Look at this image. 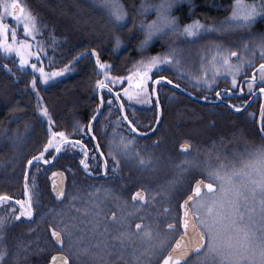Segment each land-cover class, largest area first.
<instances>
[{
  "label": "snow or ice",
  "instance_id": "obj_1",
  "mask_svg": "<svg viewBox=\"0 0 264 264\" xmlns=\"http://www.w3.org/2000/svg\"><path fill=\"white\" fill-rule=\"evenodd\" d=\"M108 6L114 8L116 19L123 21L127 13L120 4L108 0ZM264 15V0H250L242 2L236 0L234 11L231 18H225L220 25L201 24L194 21L192 24L185 25L183 33L186 36L196 35V30L204 32L215 31L218 33L249 30L257 20V17ZM5 17H13L18 24H23V33L31 39H18L17 28L5 23ZM167 19V18H166ZM44 27L38 17L29 10L20 0H0V52L5 55L14 54L18 57L20 70L30 67L33 71L30 82L26 85L36 94L37 99H42L39 95L38 79L35 73L39 74V80L44 84L53 77L63 75L69 71V61L62 69L46 71L42 66L41 57L44 53L43 41L36 40L37 34ZM151 31V28H150ZM9 33L11 40L8 39ZM35 41V45L33 44ZM35 46L36 50H33ZM218 48L220 45H216ZM244 53L239 56L237 52L223 50L217 53L214 60L219 67H214L213 77L221 69L224 73L230 74L231 84L237 85V75L240 74L245 66L251 67L252 57L257 50L260 53L262 62L256 67H252V77L246 78L248 91L251 93L256 84V73L259 74V81L264 84V32L249 33L248 40L242 42ZM246 53V54H245ZM93 55L96 57V64L103 70L106 68L101 63L99 54L95 48L85 49L83 55ZM41 61V66L31 62L30 58ZM232 57H236L234 61ZM76 58L74 57L73 60ZM171 64L180 67V56L176 49L163 55L152 56L149 59L141 60L134 70L125 77H108L105 72V80H97L98 89H107L110 96H114L119 101V109L129 127L130 134L135 136H145L141 133L132 119H129L124 112L125 101L120 99L121 93L127 101L138 103H150L155 99L158 114L154 123L159 125V96L155 92V85L167 82L166 76H156L153 80L150 72L160 65ZM9 72L12 70L8 65H3ZM15 75V73H12ZM127 80L128 87L115 91L111 85L118 81ZM197 81L203 80L207 87L212 86V80L206 77L197 76ZM152 81L153 89L149 91L146 87ZM179 88V85H176ZM241 92L244 88L239 89ZM227 91L231 92L229 88ZM264 95V87L256 89ZM216 97L221 96V92H216ZM206 100L207 97H204ZM101 101L103 96L101 95ZM247 103V102H245ZM111 104V100L109 101ZM229 106L239 110L236 104ZM39 112L48 118L47 142L43 144L42 150L36 155L26 159L22 168L23 192L22 199L6 193L0 194V205L12 203V208L18 210L0 215V264H21L22 259H26L31 251L28 245L18 242L13 248L6 243L7 231L15 221H20L24 217L29 222L34 214L33 205L40 206L38 185L36 174L41 170V165L52 167L53 161L59 158L58 154L62 149L69 146L82 150L85 159L80 160V164L85 170L89 169L87 158L89 151L82 140L71 138L64 131H53V121L46 106H41ZM99 112V108L97 109ZM97 116H92L90 120H96ZM214 126V125H212ZM78 127H80L78 125ZM87 135L94 141L95 133L92 132L91 122L87 126ZM157 129L150 127L149 131L155 134ZM259 132L264 136V105L260 109ZM115 128L113 132L115 133ZM154 146H158L154 142ZM181 151L185 154L191 152V144L181 143ZM94 149L99 151V156L103 160L98 173L93 175L104 176L107 178L109 172H115L119 168V160L113 154L116 150L122 157L134 160L140 168L151 169L156 163V159L149 156L145 159L140 151L135 147L133 139L120 137L116 143L108 144L107 156L100 151L97 141ZM48 154L47 158L45 154ZM95 159V153L93 154ZM112 160L109 166L108 160ZM219 159V157H218ZM182 163L191 166L194 170H203L205 177L196 179L193 175L188 180V187L177 188V180L169 182L167 189L163 190V195L172 193L176 199V216L172 217V222L167 223L163 231L160 230L158 222L147 221L132 223L131 213L125 215L121 213L118 217L115 212L106 218L105 221L97 219L101 216V210L95 200L85 201L84 216H91L92 219L78 220L70 218L64 220L61 217L57 220V227H50L51 246L59 247L60 252L51 255L49 264H117L119 260L127 257L128 264H264V144L256 145L251 149H246L243 153H234L231 156L225 155L215 166L209 163H202L195 159L185 160ZM34 169L31 173L30 170ZM187 171L181 168L183 174ZM52 191L57 200L61 198L75 199L71 191L66 192L63 183V173L52 172ZM61 177L60 183L55 179ZM194 182V183H193ZM175 190V191H174ZM99 191V189H97ZM91 195V194H89ZM132 200L134 203L145 201V195L141 191H136ZM79 211V210H77ZM52 219H56L52 216ZM108 222L117 225L116 235H112L108 228ZM122 229V230H121ZM133 237L139 241L133 242ZM25 256H21V252Z\"/></svg>",
  "mask_w": 264,
  "mask_h": 264
},
{
  "label": "flooded vegetation",
  "instance_id": "obj_2",
  "mask_svg": "<svg viewBox=\"0 0 264 264\" xmlns=\"http://www.w3.org/2000/svg\"><path fill=\"white\" fill-rule=\"evenodd\" d=\"M9 18L11 21H16L11 17ZM232 34L233 32L226 33L227 36H232ZM186 50L185 47L180 50L181 61L178 69L161 65L160 69L150 72L153 80L156 76H166L168 80L173 82L172 84L162 82L154 86L155 92L159 96V115L161 120L159 125L154 123L158 114L154 98L151 99L150 103L141 104L135 101H127L121 93L120 99L125 101L124 112L137 125L141 133H147L145 136L137 135L133 137L119 109V101L114 96H110L107 89H98L96 87V81L102 80L104 73H102L103 70H97L94 64L96 75L94 74L93 76L95 92L94 97H92L93 101L84 102L83 110L80 112H70L69 116H62L59 120V126L53 127V131H64L71 138L82 140V143L87 146L89 151L87 161L90 167L87 170L83 168L80 164V160L85 159L82 155V150L71 146L62 149V153L58 154L59 158L53 161L54 166L41 165V170L36 174L40 206L33 205L34 214L30 222L21 217L20 221L13 222L7 231L6 243L10 248H13L18 242H23L31 249L26 259H22L21 264H49L51 255L61 251L59 247L53 248L51 246L50 227H57V230H59L56 221L61 217L64 220L76 218L85 222H87V219H92L91 216L87 218L84 216L85 201L91 202V200H95L101 210V216L97 219L102 222L113 212L118 217L121 213L125 215L131 213L133 224L142 222V220L144 222L151 220L158 222L160 230L163 231L166 224L172 222V217L176 216V199L172 193L164 196L163 190L167 189L169 182L174 179L178 181L177 188L181 186L187 188L189 180L188 178L186 179L187 171L183 175H175L167 173L166 169L178 165L179 169H191L188 172L190 176L195 173L196 170L189 165L186 168V164L182 162L192 159L201 160L199 152V149L203 146L201 144L203 140L201 134H213L216 136L213 140H217L216 126L224 118V114L227 116L226 121L229 125L227 127L229 131H227L228 140L230 141L227 144V149L234 147L230 134L237 130L254 134L253 146L264 144V136L258 130L260 109L261 105H264V95L256 91L259 87H264V84L260 83L258 72L256 73V84L251 93L248 91L246 83V78H250L253 75L252 67H256L262 62L260 53L258 52L259 56L255 55L251 58V67L246 65L244 70L237 75V85L233 86L230 74L224 73L222 69L216 72L213 77L214 67H219L214 60L217 55H203L204 50L217 54L220 51L228 50V48L196 47L188 49L197 53V56H188V59H193V63L188 69L186 67ZM231 51L237 52L238 56L241 54L238 50ZM241 51L244 52V49ZM232 59L235 61L236 57H232ZM204 60L210 61L211 64H204ZM202 68L205 69L204 72H201ZM45 70L52 71L47 68ZM64 74L63 76H65ZM197 76L212 80V86H205L203 80L197 81L195 79ZM56 80L58 79L55 78L54 81ZM38 83V87H40L50 86L52 82L42 85V81L39 80L38 76ZM124 85L125 83L123 86L120 83L118 85L116 83L114 87H111L115 91H120L125 87ZM176 85L180 87L177 88ZM146 87L151 91L153 89L152 81H149ZM241 87L244 88L243 92L239 90ZM229 88L232 89L231 92L227 91ZM217 91L221 92L219 98L215 95ZM101 95L103 96V101H101ZM204 97H207V99L205 100ZM110 100L111 104H109ZM229 101L231 104H236L239 110L232 109L229 106ZM98 108L99 112H97ZM58 114L61 115L59 112ZM39 115L43 117L41 113ZM94 115L97 116V119L90 120ZM90 122L92 125L91 130L96 136L95 141L87 135V126ZM238 122L244 125H236ZM150 127L157 129L155 134L149 131ZM114 128L116 130L115 133L113 132ZM45 130L48 137L50 134L48 128ZM122 136L133 139L136 149L140 151L145 159L149 156L156 159L154 166L151 169H142L134 160L122 157L113 149V154L120 162L118 170L109 172L107 178L93 175L92 173L100 171V165L103 163L99 156V151L94 149V144L98 141L100 151H103L107 156L109 151L108 144L118 142ZM154 142L158 146H154ZM181 143L191 144V152L185 154L179 151ZM94 153L95 159L92 158ZM45 155L47 158L48 154L46 153ZM108 164L109 166L112 165L111 159L108 160ZM155 167L159 168L157 171L158 173L160 172L159 174H155ZM57 170L65 172L67 178L65 191H71L73 196L76 197L75 199L62 198L57 200L54 197L49 175ZM172 171L174 172V170ZM200 177L204 178V176H197L196 179ZM136 191L143 192L145 195L144 202L139 204L133 202L132 196ZM22 192L23 185L22 190L15 192L13 196L16 199H22L24 198ZM15 210H18V206L13 209L11 202L0 205V215ZM52 216H55L56 219H52ZM108 228L111 230L112 235L117 234L116 224L108 222ZM133 242L139 243L135 237H133ZM21 256H25L23 251ZM117 264H128L127 257L119 260ZM150 264H154V261L150 262Z\"/></svg>",
  "mask_w": 264,
  "mask_h": 264
},
{
  "label": "trees",
  "instance_id": "obj_3",
  "mask_svg": "<svg viewBox=\"0 0 264 264\" xmlns=\"http://www.w3.org/2000/svg\"><path fill=\"white\" fill-rule=\"evenodd\" d=\"M121 1L128 14L123 22L116 19L113 10L110 12L97 0H20V3L25 4L44 26L37 34L38 40L43 41V67L49 70L62 69L81 51L95 48L104 64L106 66L110 64L109 68L103 69L102 73L107 72L109 78L113 76L126 78L138 62L146 59L145 53L136 46L137 39L143 34L142 29L141 33H137L138 29L133 26L134 19H139L136 11L137 0ZM242 2H250V0H242ZM235 4L236 0H196V3L186 5L182 12L180 10L178 13L182 31L152 40L146 51L154 53L159 49L163 55L176 49L180 56V50L185 47L187 69L193 63V59H188V56H197V53L188 49L218 48L216 45H220L222 48L244 53L241 51L244 49L242 42L248 40L249 33L264 32V15L257 17L249 30L228 31L233 32L232 36H227V32L202 30H196L194 36H186L183 33L184 26L194 21L205 25H220L225 18H231ZM115 33H119L125 40L119 52L113 51ZM258 52L257 50V56H259ZM203 55L217 54L204 50ZM208 62L203 61L204 64H211L210 61ZM5 64L12 70L11 72L3 67ZM167 66L178 69L175 65L166 64ZM160 67L161 65L156 69ZM204 70L202 68L201 72ZM29 72L21 71L12 57H7L0 52V194L6 193L13 196L15 192L22 190L23 165L27 158L42 150L47 138L45 129L48 128V118L40 117L39 108L46 106L54 122L53 127L59 126L62 116H69L70 112L82 111L84 102L93 101L92 97L95 95L93 76L96 75V70L89 56L69 66L67 76L65 72L63 78L53 81L50 86H40L41 95H39L42 99L39 100L35 92L26 87L34 74ZM103 77L102 80H105L104 75ZM119 83L122 86L125 83L124 86L128 87L126 79L118 81L117 85ZM111 86L114 87L115 84ZM226 117L224 114V118L216 126L217 140H213L216 137L213 134H201L203 146L199 152L202 163L216 165L225 155L243 153L246 149L255 147L252 145L255 140L254 134L237 130L230 134L234 147L227 149L230 140H228L229 125ZM236 125L244 124L238 122ZM259 142L262 143L260 140ZM173 170L172 174H184L180 172L178 165ZM190 170L187 169L186 179H190L193 175L195 178L205 177L202 169L196 170L191 176L188 173ZM33 171L35 170H30V176Z\"/></svg>",
  "mask_w": 264,
  "mask_h": 264
},
{
  "label": "clouds",
  "instance_id": "obj_4",
  "mask_svg": "<svg viewBox=\"0 0 264 264\" xmlns=\"http://www.w3.org/2000/svg\"><path fill=\"white\" fill-rule=\"evenodd\" d=\"M179 2L180 0H141L138 10L139 19H134L133 26L135 29H142L143 34L137 39L136 46L145 53V59L162 55L159 49L154 53L146 51L150 47L154 37L159 34H164L162 37H165L170 34H178L182 31L179 24V15L173 14L172 11L174 6ZM153 9H155V14L149 15ZM126 18L127 16H125L124 20ZM166 29L171 30L165 32ZM124 44V38L119 33H115L113 36V51L119 52Z\"/></svg>",
  "mask_w": 264,
  "mask_h": 264
},
{
  "label": "rangeland",
  "instance_id": "obj_5",
  "mask_svg": "<svg viewBox=\"0 0 264 264\" xmlns=\"http://www.w3.org/2000/svg\"><path fill=\"white\" fill-rule=\"evenodd\" d=\"M97 1L99 2L100 5L107 7V8L109 9L110 12L113 10V12L115 13L116 10H115L114 8L108 6V0H97ZM112 2H113V3H116V4H120V5H122L123 8H124V10H125V12L127 13V11H126V9H125V6H124V4H123V2H122L121 0H112ZM136 3H137V4H136V11H137V15H138V10H139V8H140L141 0H137ZM190 3H196V0H180V2H179L178 4H176V5L174 6L173 10H172V11H173V14H178V13L180 12V10H181V12H182V9H184V8L186 7V5H189ZM154 14H155V9L151 10L150 13H149V15H154ZM127 16H128V14H127ZM126 19H127V18H126ZM121 22H123V21H121ZM5 23L9 24V25L12 26V27L17 28V38H18V39H21V38H23V39H31V37H29V36H27L26 34L23 33V24H22V23L18 24L17 21H11V20L9 19V17H5ZM137 29H138V32H137V33H141V29H140V28H137ZM169 30H170V29H166L165 32H167V31H169ZM163 35H164V34H159V35H157L156 37H154L153 40L158 39V38H163V37H162ZM8 39L11 40V34H10V33H9V37H8ZM36 40H38V35H37V37H36ZM33 44L35 45V41H33ZM33 50H34V51L36 50L35 46L33 47ZM2 53H3V52H2ZM3 54H4V53H3ZM5 56L8 57V55H5ZM9 56L12 57L13 61H15L16 63H18V57H15L14 54L9 55ZM30 59H31V62L37 63L38 66H41V61H43V56L41 57V61H37L34 57H33V58H30ZM103 63H104V62H103ZM42 66H43V65H42ZM109 66H110V64L106 66V69H108ZM24 70H26V71H30L29 73H33L32 69H31L30 67H25ZM72 71H73V70H72ZM35 74H36L37 76H39L38 73H35ZM63 74H64V73H63ZM55 78H57V79L63 78V75L58 76V77H53V78H51V79L48 81V83L53 82ZM103 78H104V77H103ZM42 85H45V84L42 82ZM200 162H201V160H200ZM212 165H213V164H212ZM213 166H215V165H213ZM186 167H187V164H186ZM174 168H175V166H174V167H169V168L166 169V172H167V173H173L172 170H173ZM158 169H159L158 167H155V169H154L155 174H159V173H160V172H159V173L157 172ZM161 174H162V173H161Z\"/></svg>",
  "mask_w": 264,
  "mask_h": 264
},
{
  "label": "water",
  "instance_id": "obj_6",
  "mask_svg": "<svg viewBox=\"0 0 264 264\" xmlns=\"http://www.w3.org/2000/svg\"><path fill=\"white\" fill-rule=\"evenodd\" d=\"M13 20H15V18H13V17H11ZM88 50H91V49H88ZM83 53H84V50L83 51H81L77 56H75V60H71V61H73L72 62V64L71 65H73V64H75V63H77L79 60H81L82 58H84V57H86V56H90L91 58H92V60H93V62H94V64H95V66H96V68H97V70H99V71H101V69L98 67V65L96 64V57H94L93 55H83ZM98 53V52H97ZM99 54V53H98ZM99 58H100V61H101V63H103V60H102V58L100 57V55H99ZM179 151H181L180 150V148H179ZM182 153H184L183 151H181ZM53 172H57V173H63V183H64V186L66 185V180H67V178H66V174H65V172L64 171H62V170H57V171H53ZM52 173V172H51ZM51 173H50V175H49V181H50V184H51V187H52V180H53V177L51 176ZM202 177H200V178H198V179H201ZM56 180H57V183H60V181H61V177L60 176H57L56 178H55ZM194 183V182H193ZM142 192V191H141ZM143 193V192H142ZM62 199V198H61ZM60 199V200H61Z\"/></svg>",
  "mask_w": 264,
  "mask_h": 264
}]
</instances>
